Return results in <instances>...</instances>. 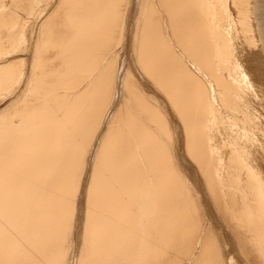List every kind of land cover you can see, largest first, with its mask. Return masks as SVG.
<instances>
[{
  "label": "bare ground",
  "instance_id": "bare-ground-1",
  "mask_svg": "<svg viewBox=\"0 0 264 264\" xmlns=\"http://www.w3.org/2000/svg\"><path fill=\"white\" fill-rule=\"evenodd\" d=\"M262 54L264 0H0V264H264Z\"/></svg>",
  "mask_w": 264,
  "mask_h": 264
},
{
  "label": "rangeland",
  "instance_id": "rangeland-1",
  "mask_svg": "<svg viewBox=\"0 0 264 264\" xmlns=\"http://www.w3.org/2000/svg\"><path fill=\"white\" fill-rule=\"evenodd\" d=\"M132 14H133V12H132ZM131 28V21H130V23H129V29ZM262 58H263V63H264V54H262ZM185 61H186V59H185ZM128 64L132 67V69L136 72V74H137V70L135 69V67H134V64H133V60L131 59V57H130V55L128 56ZM189 65V67L191 68V70L193 71V73L196 75V76H202V71L199 69V65L198 66H196V67H194V66H192L191 67V65L190 64H188ZM263 71H264V66H263ZM139 79L141 80V81H144L141 77H139ZM145 82V81H144ZM145 84V83H144ZM146 86H148V88L159 98V99H161L160 101L161 102H163L164 104H165V106H166V110H167V114H168V119H169V124H170V126L171 127H173L174 129H176L178 132H179V139H180V143H181V148H182V144H183V142H184V139H183V129H182V125L180 124V122L176 119V117L173 115V112H172V109L168 106V103H167V100L165 99V97H163V96H160V95H158L154 90H153V88L152 87H150L149 85H147L146 84ZM8 99H9V97L8 98H6L4 101H2L1 103H0V107H2L4 104H5V102H7L8 101ZM185 158V156H183V159ZM182 161V160H181ZM184 162H186L188 165H190L191 164V162L187 159V160H184ZM192 165V164H191ZM193 166V165H192ZM194 167V166H193ZM197 184H198V188H199V190L201 191V193H202V197H203V199L205 200V205H206V207H207V209H208V213H209V215H211V210H210V206H209V203H208V199H207V196H205L204 194H203V192H202V189H201V184H200V181H199V179H198V181H197ZM214 221V220H213ZM215 222V221H214ZM218 228V227H217ZM226 243L228 244V240L226 239ZM228 247H230L229 246V244H228ZM227 250H228V248H227Z\"/></svg>",
  "mask_w": 264,
  "mask_h": 264
}]
</instances>
